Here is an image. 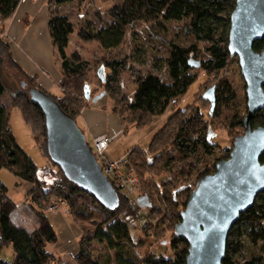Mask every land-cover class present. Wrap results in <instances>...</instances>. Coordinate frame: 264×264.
<instances>
[{
	"label": "trees",
	"instance_id": "1",
	"mask_svg": "<svg viewBox=\"0 0 264 264\" xmlns=\"http://www.w3.org/2000/svg\"><path fill=\"white\" fill-rule=\"evenodd\" d=\"M74 1L77 0H49L48 6L49 34L53 48L60 59L61 96L43 89L37 82V76L24 70L14 58L9 41L2 36L3 29H0V86L9 95L12 105L21 110L24 119L31 125L36 139H38L36 130L39 127L44 138L40 147L49 158L45 114L41 106L32 100L31 90L38 89L52 96L59 107L76 121L88 105L85 98L87 84L91 88L92 95L91 72L97 61L83 58L80 52L67 51L70 36L75 32L76 26L67 15L60 12V6ZM20 2L21 0H0V19L5 21L11 18ZM235 6L236 0H120L108 11L111 18L109 23L93 33L81 28L80 35L84 39L97 40L104 50L96 74L99 82L104 85L103 91L114 100L113 112L125 122H135L137 127H142L151 122L155 116L163 115L171 105L176 104L179 98L188 92L190 86L197 80V76L193 73L194 68L201 67L210 74L224 71L231 58H234L229 52L228 44L231 15ZM165 21H185L183 31L195 43L190 45L168 43L170 52L164 61L166 76L156 72L139 73L135 78L137 91L134 98L126 94L119 96V89L115 84H120V75L125 70L135 68L128 62L130 56L123 59L106 57V52L110 55L120 47L128 29L134 28L138 23H150L164 29ZM199 43L206 45L208 58H194L202 53ZM253 48L255 51H261L264 48V37L257 40ZM191 58L200 60L201 66H191L189 63ZM6 64L15 68L22 76V88L11 87L8 84L3 69ZM101 67L105 68V81H102L99 75ZM213 86L216 104L215 111L213 114L210 111V114L215 118L225 115L230 121V127L244 128L245 116L237 109V102L243 101L242 98H245L246 94L239 95L226 78L218 85L214 83L209 86L207 90ZM172 119L173 117L170 118ZM174 119V123L169 125L168 122L156 132L147 149L137 146L131 149L124 159H120L127 169L132 168L139 177L140 190L145 185L153 189V191H144V195H147L152 203L145 228L166 226V229L173 230L172 256L166 257L150 251L143 258L142 264H186L188 243L185 239L176 236L175 226L180 222L181 212L185 209L198 181L203 176L213 173L216 170V163L228 158L231 152L226 150L224 153L226 155L222 156V154L212 161L213 172L207 167V162L202 169L181 170L175 179L163 177L153 180L150 173L154 169L158 170L157 167L161 168L160 171L171 175L174 170L173 161L198 160L200 163L204 160L208 161L215 155L217 145L212 141V137L216 133L212 125L204 119L199 108L180 109ZM252 122L254 126H264V108L255 114ZM88 143L93 151L92 143L89 141ZM158 161L160 166L154 164ZM261 162H264V155L261 157ZM53 164L58 168L60 177L47 185L39 177V168L33 158L18 143L10 124L9 113L0 97V168H6L19 179L31 183L29 190L31 200L27 207L33 212L37 222L32 229L15 222L17 204L0 183V249L10 245L15 254L13 261L0 258V264H50L55 260L53 253L48 251L47 245L57 242L58 235L45 210L46 203L53 196L68 203L76 222H89L91 226L81 224L80 251L76 256L78 262L137 264L125 250L127 245L138 248L142 243L141 241L136 243L131 234V227L135 219H138L141 210L136 201L124 194L115 180L108 177L119 199L117 207L108 208L93 194L73 182L59 166ZM156 213L160 217L154 225L151 221L153 214ZM165 221L168 224L172 221L171 228L165 225ZM246 241L256 247L260 246L262 252L254 253L241 261L237 256L243 252ZM94 243L105 244L109 253H98L93 256ZM111 252L114 253L113 256ZM223 263L264 264V191L257 195L251 208L241 213L230 230Z\"/></svg>",
	"mask_w": 264,
	"mask_h": 264
},
{
	"label": "rangeland",
	"instance_id": "2",
	"mask_svg": "<svg viewBox=\"0 0 264 264\" xmlns=\"http://www.w3.org/2000/svg\"><path fill=\"white\" fill-rule=\"evenodd\" d=\"M120 0H77L74 2H67L60 6V12L67 15L70 20L75 23L76 29L73 34L70 36V45L67 48L68 52H80L83 58L92 60L97 63L94 65V70L91 72L92 75V95L99 94L104 90V85L99 82L96 70L99 67V60L104 54V50L101 48L97 40H87L80 35V29L86 30L88 32H95L99 27L109 23L111 18L109 17V9ZM49 6V1L47 3ZM48 17H49V8H48ZM8 20V19H7ZM7 20L0 19V29H3L2 36L4 38L6 35V22ZM185 21L176 22V21H165V28L156 26L150 23H138L134 28H129L127 31V36L123 44L115 49L110 55L106 52V57H117L123 59L128 58L130 66L135 69H129L122 72L120 75V84H115L119 89V96L124 94L128 95L130 98H134L137 91V84L135 78L137 74H146L148 72L160 73L162 76H166V68L164 67V61L169 55L170 47L168 43L175 42L181 45H190L195 43L190 36L185 35L183 31ZM7 39V38H6ZM198 46L202 49V53L195 59L208 58L206 52V45L199 43ZM55 50V49H54ZM55 62L56 66L60 68V59L58 58L55 52ZM162 66V68H161ZM4 75L6 80L11 87L22 88L19 72L15 68L10 67L9 65L3 66ZM107 71V70H106ZM12 73V74H11ZM16 73V74H15ZM193 73L197 76V80L190 86L188 92L179 98L178 102L174 105H171L163 115L155 116L154 119L142 127H137L135 122H125L123 118V124H125V131L129 129H135L137 127L138 131L142 129H147L153 125H159L160 129L164 127L166 123H174V116L177 115L180 109H193L194 107L199 108V111L203 113L204 119L212 125L213 131L216 133L212 137V141L217 145L215 155L209 158L208 161L198 160L180 162L176 160L173 161L174 170L170 175L165 171H160V167H157L158 170L151 171L150 175L153 176V180L161 179H175L177 178L178 173L181 170L186 169H202L208 162V168L212 169V161L218 156H224L225 151L229 152L233 149L234 139L238 134L244 133V128H232L229 126V119L223 115L222 117L215 118L213 114L214 110L211 112V102L203 98L204 93L207 88L211 85L219 84L222 79H228L233 87L237 90L239 95L246 94V82L243 75L241 74V68L239 65V60L237 56L231 58L228 63L227 68L221 73H207L205 70L200 68H194ZM60 87V86H59ZM27 90V89H25ZM60 92L62 89L60 87ZM9 97L6 95L3 98V101H8ZM88 101V104L91 102ZM243 101L237 102V109L242 113L243 116L247 114V94L245 98H242ZM101 105H108L109 103H114V100L109 95H104L101 99L98 100ZM121 105H119L120 107ZM123 108V105H122ZM125 109V107L123 108ZM227 113V112H226ZM128 117V116H127ZM173 117L172 120L170 118ZM9 118L12 130L15 134V137L18 143L28 152V154L33 158L34 162L39 168V177L46 182L47 185H50L54 180L59 178L58 168L53 164L51 159L47 157L41 150V143L44 138L41 135L39 127H37L36 133L38 139L35 138L33 129L30 124L26 122L21 110L17 106L9 107ZM156 123V124H154ZM208 124V125H209ZM36 125V124H35ZM159 129V130H160ZM157 130V131H159ZM206 128L205 131H207ZM131 131V130H130ZM143 131V130H142ZM156 131V132H157ZM142 133V132H141ZM156 133H154L155 135ZM152 136V138L154 137ZM239 136V135H238ZM151 138V140H152ZM90 142V139H89ZM149 141L145 143L147 146ZM151 143V141H150ZM149 147V146H148ZM147 147V148H148ZM146 148V149H147ZM150 158H152L149 155ZM229 158V157H228ZM227 159V158H226ZM155 165L160 166V162H155ZM125 174L132 175L137 178V186L134 190L133 196L127 193V191H122L124 194L129 196L133 201H136L140 196L144 195L145 190H151L149 187H143L139 189V177L133 172V169H127L124 166ZM180 177V176H179ZM0 183L3 186V189L6 193L15 201L17 204L16 216L14 220L18 224L26 226L28 229H32L35 224H37L35 215L27 207L29 205L31 198L29 197V190L31 188V183L16 177L10 170L6 168H0ZM162 184V183H161ZM159 183V185H161ZM163 188H161L162 190ZM156 199V198H155ZM54 201L59 204V210H51L50 203ZM138 219H135L134 225L131 227V234L133 235L136 243L141 241V246L138 248H133L131 246H126V252L134 259L137 264H142L143 258L150 252H155L157 254L165 255L166 257L172 256L171 250V240H172V229H166L165 227H147L145 225L149 220V208L150 207H140ZM93 209V208H92ZM46 215L48 216L51 224L57 232L58 240L55 243H49L47 245L48 251L53 253L55 260L50 264H81L76 259V256L80 251V236H81V224L84 226H90L89 222L87 223H78L74 220L71 215V210L66 202H62V199L56 196L49 198V201L46 203ZM93 212V211H92ZM159 214H153L151 223L155 225L158 221ZM165 225L171 228L172 221L164 222ZM174 228V227H173ZM261 247H256L249 241H246L243 252L237 256L238 260H244L249 258L254 253H261ZM93 256L98 253H109L105 244L94 243ZM112 256L114 255L111 252ZM0 258L7 261H13L15 258L14 250L12 246H4L0 249Z\"/></svg>",
	"mask_w": 264,
	"mask_h": 264
},
{
	"label": "water",
	"instance_id": "3",
	"mask_svg": "<svg viewBox=\"0 0 264 264\" xmlns=\"http://www.w3.org/2000/svg\"><path fill=\"white\" fill-rule=\"evenodd\" d=\"M264 37V0H236L231 15L229 52L237 56L246 82L247 114L244 133L237 136L227 159L216 163L213 173L203 176L191 193L175 234L188 243L186 264H224L227 240L241 213L251 208L264 191V126L253 125V117L264 108V48L255 51L254 43ZM200 67L201 61L190 59ZM102 81L105 68L99 69ZM25 85V83H23ZM106 91L91 99V88L85 87V98L97 102ZM32 100L41 106L47 128V144L51 161L79 187L93 194L108 208L119 204L118 194L98 163L85 133L77 121L67 115L49 94L31 90ZM203 98L215 108V87ZM139 207H150L147 195L140 196Z\"/></svg>",
	"mask_w": 264,
	"mask_h": 264
},
{
	"label": "crops",
	"instance_id": "4",
	"mask_svg": "<svg viewBox=\"0 0 264 264\" xmlns=\"http://www.w3.org/2000/svg\"><path fill=\"white\" fill-rule=\"evenodd\" d=\"M48 1L21 0L14 15L6 22L5 33L14 58L24 70L31 75H36L37 82L43 89L61 96L59 87L61 72L54 60L55 50L48 28ZM6 95L9 97L0 86V97L9 113V107L13 105L10 97L8 101H3ZM113 106L114 103L101 105L99 101H91L82 110L77 123L91 143L101 134L113 136L106 155L111 159L122 160L131 149L137 146L146 149L154 133L160 129V124L142 129L143 131H138L137 127L125 131L126 125L113 112ZM147 141L149 143L146 146Z\"/></svg>",
	"mask_w": 264,
	"mask_h": 264
},
{
	"label": "built area",
	"instance_id": "5",
	"mask_svg": "<svg viewBox=\"0 0 264 264\" xmlns=\"http://www.w3.org/2000/svg\"><path fill=\"white\" fill-rule=\"evenodd\" d=\"M112 140L113 136L108 134H101L95 137L92 143L93 153L106 176L114 179L122 191H127L128 194L133 196L131 193L136 189L138 179L132 175L125 174V165L120 159H111L106 155ZM62 202L66 203L65 200H62ZM50 208L51 210H59L60 206L58 203L51 201Z\"/></svg>",
	"mask_w": 264,
	"mask_h": 264
}]
</instances>
